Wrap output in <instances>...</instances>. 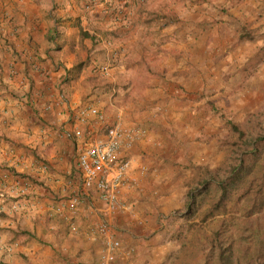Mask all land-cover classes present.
Instances as JSON below:
<instances>
[{"label":"crops","instance_id":"crops-1","mask_svg":"<svg viewBox=\"0 0 264 264\" xmlns=\"http://www.w3.org/2000/svg\"><path fill=\"white\" fill-rule=\"evenodd\" d=\"M226 10L225 0H0V254H17L5 264H99L89 227L100 218L120 241L111 264L158 262L155 221L184 202L188 154L214 131L207 80L224 76ZM86 105L104 120H77ZM114 122L143 130L127 152L136 183L119 187L126 208L108 212L90 190L66 217L52 211L81 188L76 151ZM21 180L24 194L10 193Z\"/></svg>","mask_w":264,"mask_h":264},{"label":"rangeland","instance_id":"rangeland-1","mask_svg":"<svg viewBox=\"0 0 264 264\" xmlns=\"http://www.w3.org/2000/svg\"><path fill=\"white\" fill-rule=\"evenodd\" d=\"M225 9L229 11L226 10L225 15V41L223 44L218 43L223 48L218 53L225 54L224 76L221 77L219 73L220 77L207 80L208 84L213 85V90L207 94L212 96L209 101L215 107L214 131L204 145L206 151H190L188 154L190 169L187 175L183 173L184 178L179 183L185 197L189 190L194 189L198 180L207 178L210 181L212 175L220 177L225 172L222 162L228 151V141L234 138L230 123L244 127L250 122L248 126L258 129L262 124L264 126V0H225ZM241 32H247L251 38H240ZM217 37L220 38L219 35ZM252 54L254 57L248 60ZM221 82H224V89L223 86L216 87ZM252 119L255 123L250 121ZM57 198L53 197L54 200ZM185 200L168 213L170 217H158L155 221L161 229V242L166 245L163 253L162 248H159L158 257L154 259L158 262L155 264H213L212 258H206L203 244L206 235L210 236L211 230L218 223L224 239L230 241L233 254L240 260L254 257L264 259V197L258 208L250 207L246 195L239 197L224 213H217L203 221L197 216H183ZM206 204L207 198L201 207ZM3 213L0 210V214ZM32 216L26 213L23 217ZM45 217L53 216H47L46 213ZM142 221L147 222L144 219ZM192 222L196 225L189 228ZM13 239L18 241L23 237ZM14 254L15 251L0 254V264L6 263L5 256H17ZM97 259L99 262V255Z\"/></svg>","mask_w":264,"mask_h":264},{"label":"trees","instance_id":"trees-1","mask_svg":"<svg viewBox=\"0 0 264 264\" xmlns=\"http://www.w3.org/2000/svg\"><path fill=\"white\" fill-rule=\"evenodd\" d=\"M239 37L251 38L247 32H241ZM251 57H254L253 54L248 60ZM80 69L81 61H76L69 71L74 73ZM250 121L255 123L254 119ZM249 123L244 127L230 123L234 138L228 141V151L225 161L222 162L225 172L220 177L212 175L210 181L207 178L198 180L194 189L186 194L183 216H197L203 221L217 213H224L237 198L245 195L251 208L260 206L264 197V126L262 124L258 129L248 126ZM205 198L207 204L201 207ZM195 225L196 223L192 222L189 228ZM211 231L210 236L206 235L203 250L206 251V258H212L213 264H264L262 258L240 260L234 255L230 241L222 235L220 223ZM16 234L11 231L12 237Z\"/></svg>","mask_w":264,"mask_h":264},{"label":"built area","instance_id":"built-area-1","mask_svg":"<svg viewBox=\"0 0 264 264\" xmlns=\"http://www.w3.org/2000/svg\"><path fill=\"white\" fill-rule=\"evenodd\" d=\"M61 101L66 102L62 93H59ZM74 117L83 121L87 115H93L97 120L103 121L104 115L95 106L86 105L78 107ZM143 134L142 129L129 128L119 122L111 123L107 126L105 136L102 139H90L83 144L75 154V164L79 171V181L81 188L75 191L63 203L52 205L50 209L66 217L68 213L74 212L78 202L89 195L90 190H94L100 200L104 210L108 212H118L126 208L119 196V187L122 184L136 183V175L129 169L128 148L137 141ZM61 135L66 139L80 137V130L76 127L67 129L61 128ZM44 168L45 165H42ZM145 167L140 166V170ZM27 181L21 180L19 188H10V193L18 195L24 194ZM20 195V194H19ZM63 209L67 211L63 213ZM74 231L75 227L71 226ZM111 225L103 218H100L94 225L89 227L90 235L101 238L102 248L99 251V264L112 262L116 255V250L120 246V241L111 234Z\"/></svg>","mask_w":264,"mask_h":264}]
</instances>
